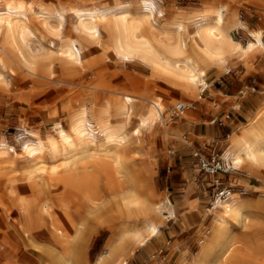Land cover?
I'll use <instances>...</instances> for the list:
<instances>
[{
    "label": "bare ground",
    "instance_id": "obj_1",
    "mask_svg": "<svg viewBox=\"0 0 264 264\" xmlns=\"http://www.w3.org/2000/svg\"><path fill=\"white\" fill-rule=\"evenodd\" d=\"M214 12L211 20L196 22L190 36L201 57L225 66L229 58L244 60L261 49V32L249 31L250 39L241 44L231 35L237 17L227 18L220 9ZM155 14L152 0L73 7L68 15L58 10L39 12L22 0L12 6L0 1V86L5 82L3 72L14 63L30 74L39 68L49 74L55 64L61 71L74 73L88 69L86 53L94 46L103 58L141 62L164 83L194 94L204 85L203 72L186 54L182 24H158ZM35 20L54 37L70 21L77 37L61 38L58 45L50 41L43 44L41 53H32L25 43L35 35ZM168 28L173 29L172 36L157 35ZM108 89L112 103L104 109L81 105L69 113L67 130L56 121L54 132L42 139L38 132L25 129L34 141L19 151L0 143V184L9 185L12 209V215H7L0 200V235L8 238L3 250L6 260L0 264H88L91 220L110 231L104 253L93 264H126L139 246L158 233L166 216L157 211L165 209L171 215L167 198L152 202L154 187L147 165L137 159L144 128L151 129L160 119L162 106L146 92L134 96ZM137 100L149 102L144 115L133 113ZM224 152L221 158L230 168L246 167L249 174L264 177V105L239 134L231 136ZM254 207L249 199L236 197V192H229L225 199L217 197L209 211H218V217L190 264H264V236L245 239L234 232L251 226ZM70 208L80 222L73 220ZM108 211L116 213L119 222L105 217Z\"/></svg>",
    "mask_w": 264,
    "mask_h": 264
},
{
    "label": "crops",
    "instance_id": "obj_2",
    "mask_svg": "<svg viewBox=\"0 0 264 264\" xmlns=\"http://www.w3.org/2000/svg\"><path fill=\"white\" fill-rule=\"evenodd\" d=\"M0 1H6L11 6L16 2ZM22 1L39 12L58 10L68 15L73 7H101L138 0ZM152 1L156 10L154 18L158 24H182L180 37L185 43L186 54L196 68L203 72L201 78L205 88L202 92L200 89L197 95L174 89L141 62H127L113 56L103 58L94 46H90L86 53L85 61L89 65L86 70H76V73L72 69L61 71L55 64L50 75L41 68L30 74L14 63L3 72L5 82L0 86V143L12 146L17 151L23 144L34 141L25 133V129L38 132L40 138L44 139L54 132L56 121L67 130L70 114L81 105L86 108L108 107L113 97L108 88L134 96L145 91L146 84L157 85L164 90L155 91V95L165 103L160 119L151 129L144 128L143 133L156 160V175L152 179L155 192L166 195L170 200L171 215L166 216L158 233L139 246L126 264H169L177 252L187 253L189 238L204 234L202 229L213 213L209 209L215 191L242 185L245 175L241 170H231L241 177L234 184H227L226 179L230 175H223L221 171L205 172L201 169L199 158L206 161L214 158L221 164L227 163L221 157L231 144V136L239 134L242 126L264 105V0ZM219 9L227 18L237 17L238 22L231 32L237 33L241 39L249 40V31L261 32V49L250 53L244 60L229 58L225 66L211 64L201 57L191 44L190 36L194 33L196 22L201 18L211 20L214 11ZM32 30L35 35L27 38L25 47L36 54L41 53L43 44L50 41L58 45L61 38L77 37L70 21L64 24L59 37L50 35L36 20L32 22ZM156 33L168 37L173 35V29ZM58 80L72 82L76 86L68 90L65 83H56ZM134 90L135 93H132ZM174 98L186 104L180 116H174L175 107L171 105ZM148 105V101H134L133 113L136 116L144 115ZM171 108L173 113L168 112ZM249 186L256 187L254 184ZM8 187L6 182L0 184V200L4 202L2 211L12 215ZM165 211L168 213V210ZM5 239L0 235V262L6 260L3 250L8 238ZM89 250L88 244L87 255ZM178 257L181 263L183 256Z\"/></svg>",
    "mask_w": 264,
    "mask_h": 264
},
{
    "label": "rangeland",
    "instance_id": "obj_3",
    "mask_svg": "<svg viewBox=\"0 0 264 264\" xmlns=\"http://www.w3.org/2000/svg\"><path fill=\"white\" fill-rule=\"evenodd\" d=\"M231 35L234 39L239 40L241 44H244L246 42V40L241 39L237 35V33H235V32H233V34L231 32ZM79 84L81 85L82 82H79ZM201 87H202V85L196 89V91L194 93L195 95L198 94V91L201 89ZM67 88H68V90H72L74 87L73 88L67 87ZM155 91L164 92V90L161 87H159L157 85H153V84H146L145 91H143V92H146L149 95H151L152 99H156L161 104V106H162L161 109L163 110V108L165 107V103L160 97L155 95ZM177 104H183L184 106L186 105V104L182 103L178 98L172 99L171 105L173 107H175V105H177ZM168 112L173 113V108L169 109ZM140 145L141 146L138 145L139 146L138 150H139L140 156L138 155L137 159L139 160V162L145 163L147 165L148 174H149L148 176L151 179V182L153 184L152 179L156 175V160L154 159V152H152L150 150V146L147 145L145 142L144 133L142 135ZM220 164H221V162H220ZM223 167L226 168L227 171H224L222 173H223V175L224 174H226L227 176L230 175V177H227L226 181H227V184L229 183L231 185L238 181L237 180L238 177H241L237 172L236 173H235V171L231 172V170H241V172L245 175V177H243V179L245 180V183L242 182L243 186L242 185H240V186L239 185L238 186L232 185V188L231 189L228 188V189H230L231 192H236V197L249 199L255 205V207H254L255 209H254L252 217H251V222H252L251 226H248L247 228H244V229H234L235 235L238 238H245L246 237L245 239H247L248 237L252 238V237H257V236H261V235L264 236V232H262V231H264V229H263L264 228V177L263 176L260 177L258 175H249L248 169L246 167L241 168V169H233V168L230 169L229 162H228V164L224 163ZM229 173H231V174H229ZM252 184H254L256 187L253 188V187L249 186ZM153 187H154V185H153ZM215 193H216V191H215ZM162 198H167V196L166 195H163V196L158 195L154 189V194L152 196V202L153 203L158 202ZM216 198L217 197L214 194V198L213 199L211 198V203H210L211 206H212V203L215 201ZM157 212L159 214H161L162 218L164 216L168 215V213L165 211V209H160ZM212 212L213 213L209 216V219L207 220L206 227L203 228L202 231L206 232L211 227L212 223L214 222V219L218 217V214H219L218 211L214 210ZM70 215L76 223L80 222V216L73 211V208H70ZM115 215H116V213H114L112 211L111 212L108 211V212L104 213L105 217L111 216L113 218L112 220H114V222H119V219H116L117 215L116 216ZM168 218H171V217H168ZM165 219L166 218H164V220ZM89 231L92 234H91L90 240L88 242L90 252H89V255H87V257H88V264H93L97 255H99L100 253H104V251H105L104 241L108 237V235L110 234V231L104 226L97 225L95 220L90 221ZM205 232H204V234H205ZM204 234H201V236L198 238H195L196 235L193 238H189L190 241L187 243L189 246L187 253L179 254L177 252V254H175L174 260H172V262H170L169 264L180 263L179 262L180 259H177V257L179 255L183 256V257H181V258H183V260L180 264H190L191 257L199 249V247L203 244L202 241L204 239ZM254 235H256V236H254ZM92 247H94V249H92ZM178 258H180V257H178ZM174 261H176V262L174 263Z\"/></svg>",
    "mask_w": 264,
    "mask_h": 264
},
{
    "label": "built area",
    "instance_id": "obj_4",
    "mask_svg": "<svg viewBox=\"0 0 264 264\" xmlns=\"http://www.w3.org/2000/svg\"><path fill=\"white\" fill-rule=\"evenodd\" d=\"M204 88L205 86L201 87V92L204 90ZM185 108L186 107L181 104L175 105L174 116H180L184 112ZM194 155H197V153H195ZM199 159H200L201 169L207 173H215L217 171H221V172L227 171L226 168L223 167V164H220L219 160H214V158H212V160L210 161L202 160L201 158ZM215 182H217V180H215ZM229 192H231V190L228 188H224L220 190L217 189L215 196L225 199L227 198Z\"/></svg>",
    "mask_w": 264,
    "mask_h": 264
}]
</instances>
